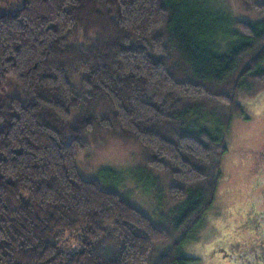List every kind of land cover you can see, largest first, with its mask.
I'll list each match as a JSON object with an SVG mask.
<instances>
[{"label":"trees","instance_id":"obj_1","mask_svg":"<svg viewBox=\"0 0 264 264\" xmlns=\"http://www.w3.org/2000/svg\"><path fill=\"white\" fill-rule=\"evenodd\" d=\"M238 1L261 18L218 47L200 0H0V264L198 261L238 93L264 88V2ZM97 130L170 175L158 221L80 174ZM78 233L79 249L61 247Z\"/></svg>","mask_w":264,"mask_h":264},{"label":"rangeland","instance_id":"obj_2","mask_svg":"<svg viewBox=\"0 0 264 264\" xmlns=\"http://www.w3.org/2000/svg\"><path fill=\"white\" fill-rule=\"evenodd\" d=\"M200 2L208 12L201 10L209 19L211 35L218 37L212 43L218 47L230 30L238 31L237 22L261 18L259 13L244 10L238 0ZM7 92L12 96L20 95L18 81L13 77L7 79ZM237 98L244 112L232 116L215 200L191 240V251L198 258L195 264H236L226 255L238 252L242 254L239 260L242 264H260L247 249L251 246L247 243H251L256 234L247 228L245 213L251 208L264 212V88L251 93L241 91ZM87 140L88 149L76 160L84 178L96 179L104 189L119 192L155 221L159 219L160 200L161 210L168 212L172 179L167 172L150 167L145 151L134 139L97 130L88 134ZM111 233L108 231L100 250L112 244L116 252L106 258L118 254ZM79 235H70L61 247L79 249ZM99 251L97 254L101 256Z\"/></svg>","mask_w":264,"mask_h":264},{"label":"flooded vegetation","instance_id":"obj_3","mask_svg":"<svg viewBox=\"0 0 264 264\" xmlns=\"http://www.w3.org/2000/svg\"><path fill=\"white\" fill-rule=\"evenodd\" d=\"M245 224L247 228H249L251 231H254L256 236L252 239L251 246L248 249V251L252 254H254V258L260 263L264 264V212L263 211H258L255 208L249 209L245 213ZM249 246V245H247ZM226 255V254H225ZM225 255L222 253V257L226 258ZM230 258L231 263H236V264H242L239 260L240 257L242 256L241 253H237L236 255H226Z\"/></svg>","mask_w":264,"mask_h":264}]
</instances>
